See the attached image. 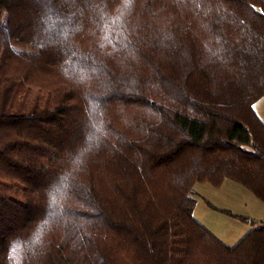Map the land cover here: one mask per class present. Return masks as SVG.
<instances>
[{
  "label": "trees",
  "instance_id": "trees-1",
  "mask_svg": "<svg viewBox=\"0 0 264 264\" xmlns=\"http://www.w3.org/2000/svg\"><path fill=\"white\" fill-rule=\"evenodd\" d=\"M261 97L264 0H0V264H264L191 196L264 204Z\"/></svg>",
  "mask_w": 264,
  "mask_h": 264
},
{
  "label": "rangeland",
  "instance_id": "rangeland-1",
  "mask_svg": "<svg viewBox=\"0 0 264 264\" xmlns=\"http://www.w3.org/2000/svg\"><path fill=\"white\" fill-rule=\"evenodd\" d=\"M26 92L30 103L36 91ZM191 196L195 200L194 219L227 246H235L249 231L264 226V204L234 182L225 181L217 189L195 184ZM224 211L247 220H239Z\"/></svg>",
  "mask_w": 264,
  "mask_h": 264
},
{
  "label": "crops",
  "instance_id": "crops-1",
  "mask_svg": "<svg viewBox=\"0 0 264 264\" xmlns=\"http://www.w3.org/2000/svg\"><path fill=\"white\" fill-rule=\"evenodd\" d=\"M252 108L254 109L260 120L264 121V97H261L260 100L255 102Z\"/></svg>",
  "mask_w": 264,
  "mask_h": 264
},
{
  "label": "snow or ice",
  "instance_id": "snow-or-ice-1",
  "mask_svg": "<svg viewBox=\"0 0 264 264\" xmlns=\"http://www.w3.org/2000/svg\"><path fill=\"white\" fill-rule=\"evenodd\" d=\"M15 250H16V248H15V245H14L12 251L14 252ZM10 258H11V257H10Z\"/></svg>",
  "mask_w": 264,
  "mask_h": 264
}]
</instances>
